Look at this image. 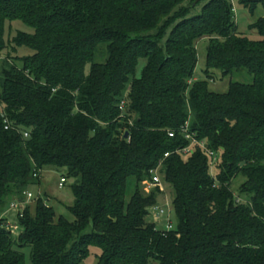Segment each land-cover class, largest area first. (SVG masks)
Wrapping results in <instances>:
<instances>
[{"label":"trees","instance_id":"obj_1","mask_svg":"<svg viewBox=\"0 0 264 264\" xmlns=\"http://www.w3.org/2000/svg\"><path fill=\"white\" fill-rule=\"evenodd\" d=\"M13 21L31 32L5 40ZM249 28L258 40L237 33L230 0H0V264H82L92 249L97 264H264V16ZM216 70L251 79L214 93ZM186 125L212 170L198 146L183 154ZM156 169L168 232L148 220ZM45 170L73 180L74 220L37 198L14 236L3 211Z\"/></svg>","mask_w":264,"mask_h":264},{"label":"rangeland","instance_id":"obj_2","mask_svg":"<svg viewBox=\"0 0 264 264\" xmlns=\"http://www.w3.org/2000/svg\"><path fill=\"white\" fill-rule=\"evenodd\" d=\"M243 0H230L232 5L233 13H234V21L236 25V30L239 35L247 37L251 40H258L259 36L254 29H250V25L255 22L259 17L264 16V0H244L248 4V7H245L241 4ZM254 7V10L251 11L250 8ZM201 7L199 6L197 10ZM196 10V11H197ZM16 31H24V32H31V29L26 25L22 24L20 21H13L11 23H6L5 25V33L4 39L10 40ZM206 48H207V41L200 40L196 45V52H197V63L194 70L193 80L194 81H201L205 79L203 71L205 70L206 63ZM19 57L30 55L32 51L26 48H19L17 49ZM17 53L11 54L14 57ZM145 64L144 60H140L136 67L135 75L138 77L141 73V70ZM250 77L244 73L243 75L237 76H226L224 77L218 70L212 72V79L207 80L208 82V89L211 92L224 94L228 91L229 82L237 81L241 83H248L250 81ZM214 173V172H213ZM65 178L64 170H45L41 173L40 182L37 185L30 187L27 191L31 194V198L28 200H24L23 204L20 206V213L23 212L25 208L29 209V212L32 214L34 211L35 200L37 198H42L45 200L47 206H50L54 209L55 215L63 216L68 221H73V216L67 211L66 207L70 206L74 201V196L72 193L71 186L73 184L72 179H65V182L62 184V187H59V182L61 178ZM146 188V189H145ZM162 185L163 194L159 196L158 201L159 204H167L170 214V220L172 225L174 226L175 217L173 213V209L171 207V199L169 190L166 189ZM151 187H144L142 190L143 194H147ZM2 218H5L6 222L12 227L15 228L17 231H14L15 234H18L19 230V222L17 219V211L11 208V205H7L3 211ZM161 221H158L156 218L149 214L148 220L154 223L159 230H163L165 228V218L162 217ZM87 232H91V226H89L86 230ZM99 254L98 250L92 249L90 252L89 257L82 263V264H97L96 256Z\"/></svg>","mask_w":264,"mask_h":264},{"label":"built area","instance_id":"obj_3","mask_svg":"<svg viewBox=\"0 0 264 264\" xmlns=\"http://www.w3.org/2000/svg\"><path fill=\"white\" fill-rule=\"evenodd\" d=\"M124 107H125V104H124V101H121L120 104H119V109L120 110H124ZM7 129V127L5 128ZM183 137L185 138V140H187L189 142L188 146L182 150L183 154H188L189 152L192 151V148L194 146H198L200 149H202L208 156L209 158V164H210V168L212 170V168L214 167L215 163H216V157L215 155L206 147V144L204 142H200V141H197L195 138H194V135L189 133L187 131V125L185 126V128L182 129L181 131ZM173 136V133H169V137H172ZM168 156V154H165L164 155V158H166ZM65 182V179L62 177L60 179V182H59V187H62V184ZM151 182L153 185H156V186H159L160 187V190L162 191V185H161V181H160V177L157 173V169L152 171L151 173ZM25 195V199L28 200L30 199L32 196L29 192H26L24 193ZM23 203H19V202H12L10 205H11V208L13 210H16L17 213L20 212V206L22 205ZM168 205L167 204H156L154 206H152L150 209H149V214H151V216H153L154 218H156L158 221H161L163 219H161L162 217L165 218V222H163V224H165V228L164 230L165 231H171L173 229V225H172V222L170 220V214H169V209H168ZM6 228L11 232V233H15L14 231H17L15 228H12L8 223L6 225Z\"/></svg>","mask_w":264,"mask_h":264},{"label":"water","instance_id":"obj_4","mask_svg":"<svg viewBox=\"0 0 264 264\" xmlns=\"http://www.w3.org/2000/svg\"><path fill=\"white\" fill-rule=\"evenodd\" d=\"M124 138H127V134H125Z\"/></svg>","mask_w":264,"mask_h":264}]
</instances>
